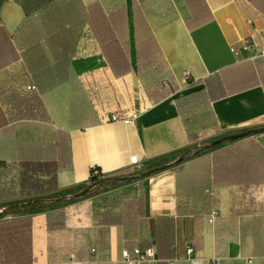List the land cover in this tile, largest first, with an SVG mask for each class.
Segmentation results:
<instances>
[{
  "label": "crops",
  "instance_id": "crops-1",
  "mask_svg": "<svg viewBox=\"0 0 264 264\" xmlns=\"http://www.w3.org/2000/svg\"><path fill=\"white\" fill-rule=\"evenodd\" d=\"M46 1L0 0V161L7 168L0 187L10 188L21 175L30 180L28 196L0 202L76 190L89 179L92 167L103 175L130 171L134 155L142 170L199 147L202 131L187 124L176 101L206 90L205 80L216 74L224 81L226 95L210 104L214 124L206 132L228 135L264 126V87L236 81L242 60L231 52L250 35L248 19L255 28L264 29V14L246 0H78L82 26H53L58 38L27 47L18 32L27 15L35 14ZM135 12L142 18L136 20ZM35 31L48 28L37 25ZM156 45L173 93L165 84L167 78L139 71V64L155 63ZM185 72L192 74L190 82ZM160 80L165 86H156ZM29 86L36 90L28 91ZM115 113L137 118L133 124L113 122L110 116ZM195 132L198 139L192 141L189 135ZM186 165L168 167L121 187L142 182L136 196L146 199L150 242L156 247L154 219H175L174 256L155 264H167L176 256V264H187L189 246L197 256L219 258L221 264H246L247 259L264 264V184L248 191L254 201L245 200L242 206L250 212L223 232L218 222H208L211 212L197 220L195 216L205 210L203 202L178 194L176 174ZM211 190L213 196L207 197L215 200L213 210L221 224L232 215L233 197L239 190ZM112 191L68 204L63 230L48 232L47 213L30 214L33 264H65L71 253L87 259L85 264H119L122 250L128 249L121 228L111 227L108 249L99 251L93 245L94 199ZM23 216L5 215L0 220ZM138 245L135 241L133 247ZM92 248L97 249L95 254H90Z\"/></svg>",
  "mask_w": 264,
  "mask_h": 264
},
{
  "label": "trees",
  "instance_id": "trees-1",
  "mask_svg": "<svg viewBox=\"0 0 264 264\" xmlns=\"http://www.w3.org/2000/svg\"><path fill=\"white\" fill-rule=\"evenodd\" d=\"M246 1L256 11L264 14V0ZM79 8L78 0H75V3L74 0H47L45 6L37 8L35 14L29 13L27 15V19L18 32L24 39V45L31 47L36 43L40 44L41 40L50 44L52 40L60 36L59 32L51 31L53 26H82L83 13L79 11ZM141 18L139 12H135V19ZM108 21L110 23L109 18ZM144 23L148 27L147 23ZM37 25L43 26L44 29L47 27L48 31L36 32L35 27ZM144 52L146 54V49ZM138 53L141 56L142 50H138ZM155 57L154 64H139V71L141 73L142 70L152 71L151 73L160 79L162 77L167 78V87L173 93L171 76L168 74L166 65L162 62V56L157 45ZM238 67H240L241 73L240 77L235 78L236 81L250 85L249 87L260 84L264 87V60H242V64ZM204 83H206V90L177 99L176 103L181 116L187 118L192 116V113L198 112L196 114L198 115L201 112L204 121L206 119L204 115L210 110V104L226 95L224 81L220 79L218 74L215 75V78L205 80ZM156 86L163 87L165 85L160 80ZM208 119L212 120L213 118L210 115ZM189 137L192 141H196L198 139L197 132L191 133ZM213 141H210L205 147L186 150L179 158L154 162L147 166L148 168L146 167L143 172L131 173L127 170L114 175H103L100 170L98 174L91 170L89 179L83 185L78 186L76 190H67L33 200L8 203L5 210L0 213V218L15 212L23 213L26 216L0 220V264H33L32 218L30 214L45 212L47 213L48 232L63 230L66 228L65 207L75 200L91 198L100 190L114 191L107 194L105 198L94 199L96 230V238L93 241L94 247L99 251L108 249L110 229L114 226L121 228L122 238L127 239L126 245L129 250L134 248L135 241L139 243L141 248L146 247L151 243L146 216V199L144 196H136V190L142 189L143 184L140 182L128 188H117L125 183L141 181L142 174L153 169L182 164L199 156L203 150H211L213 153L192 161L176 174L177 192L179 195H186V198L192 199L193 202H203L205 210L195 216L198 221H201L205 217L204 213L206 211L210 213L216 203L214 199L205 195L206 190L236 187L242 196L233 197L232 215L226 222L221 220V224H219L220 220L218 221L219 217L216 221L219 231H229L239 217L250 212V210L243 209L242 206L245 200L249 204L254 201L248 191L254 186L264 184V145L251 137L238 140L239 142L235 141L236 143L233 142L234 144L225 148L223 146L226 142L213 146ZM5 169H7L5 163L0 161V181H4V178L7 177ZM29 184L28 177L19 176L17 183H12L10 188L0 187V200L28 196L25 189ZM87 189L89 191L85 196L75 198V194ZM41 193L45 194L46 192ZM177 208L178 213L183 211L181 205ZM153 232L159 260L164 261L172 258L174 256L175 219H154ZM226 238L228 239L229 236Z\"/></svg>",
  "mask_w": 264,
  "mask_h": 264
},
{
  "label": "built area",
  "instance_id": "built-area-1",
  "mask_svg": "<svg viewBox=\"0 0 264 264\" xmlns=\"http://www.w3.org/2000/svg\"><path fill=\"white\" fill-rule=\"evenodd\" d=\"M247 25L252 28L250 35L242 40L238 45L231 47L232 54L238 60H264V29L255 28L254 21L252 19L247 20ZM184 78L187 82H190L192 79V74L189 72H185ZM165 84L167 82L165 81ZM28 91L36 90L34 86L27 87ZM113 122L121 121L125 124H133L137 118L136 114H133L131 117H123L120 114H112L110 116ZM203 131L200 132L199 138H208L210 134L205 132L203 136ZM130 171L132 173H136L140 171V159L138 156L134 155L130 157ZM91 170H94L95 174L99 173V170L95 167H92ZM205 194L209 197L213 196V191L206 190ZM219 217V213L216 210H212L208 216V222L210 224H215L217 218ZM96 249L92 248L90 250V254H95ZM179 261V258L176 256L175 258L168 260L167 264H176ZM184 261L187 264H221V260L219 258H211L206 260L196 255L195 249L192 246H189L185 250ZM159 262L157 257V247L155 243H151L150 245L141 248L139 245L135 246L132 250L124 249L122 250V257L119 264H155ZM252 259H247L245 261L246 264H252ZM87 263V259L79 260L77 258L76 253H71L68 256V260L65 264H85Z\"/></svg>",
  "mask_w": 264,
  "mask_h": 264
},
{
  "label": "rangeland",
  "instance_id": "rangeland-1",
  "mask_svg": "<svg viewBox=\"0 0 264 264\" xmlns=\"http://www.w3.org/2000/svg\"><path fill=\"white\" fill-rule=\"evenodd\" d=\"M248 4V3H247ZM250 6V5H249ZM250 7H252V6H250ZM196 114L197 113H192V116H188L187 118H188V121H187V124L191 127V128H193V129H198V131H203V136L205 135V132H206V129L207 128H209V127H212L213 126V120H209L208 119V116H210V113H206L204 116H206V119L203 121L202 120V118L203 117H201V116H199V115H197L196 116ZM264 127V126H263ZM251 129H255V128H251ZM240 132H242V131H238V132H232V133H230V134H228V135H233V134H236V133H240ZM215 134V133H214ZM211 135V136H209L208 138H203V139H200L199 138V140H198V146L199 147H205V146H207L209 143H210V141H212V140H215V139H218V138H222V137H224V136H228V135ZM251 138H254L255 140H257L258 142H263L264 143V132L263 133H259V134H256V135H252V136H250ZM237 142H239V141H237ZM234 143H236V142H234ZM233 142H226L225 144H224V146H223V148H225V147H227V146H230V145H232V144H234ZM213 152L211 151V150H203L201 153H200V155L199 156H197V157H194V158H192L191 160H187V161H185V162H183L182 164H176V165H174V167H176V168H178V167H182V166H185L186 164H190L192 161H194V160H197V159H199L200 157H204V156H207V155H210V154H212ZM180 157V156H179ZM187 166V165H186ZM148 168V167H147ZM145 169H142V170H140L139 172H143ZM132 173V172H131ZM142 179H144V178H142ZM135 182H137V181H133V182H129V183H125V184H123V185H121V186H119L118 188H121V187H124V186H129V185H131L132 183H135ZM99 192H106L105 190H100ZM236 194V196H242V194H240L239 192H236L235 193ZM12 202H15V201H12ZM245 202V201H244ZM243 202V203H244ZM8 203H10V202H7V201H3V202H0V211H4L5 210V208H6V206H7V204ZM21 215V214H23V213H20V212H15V213H9V214H7V215Z\"/></svg>",
  "mask_w": 264,
  "mask_h": 264
},
{
  "label": "water",
  "instance_id": "water-1",
  "mask_svg": "<svg viewBox=\"0 0 264 264\" xmlns=\"http://www.w3.org/2000/svg\"><path fill=\"white\" fill-rule=\"evenodd\" d=\"M263 132H264V127L251 129V130H246V131H243V132H240V133H236V134H233V135L224 136V137H222V138H220L218 140H214L212 142V145L213 146L220 145V144H222L224 142H235V141H238V140H241V139H246V138H248V137H250L252 135H256V134L263 133ZM167 168H168L167 166H163V167H160V168L153 169V170H151L149 172H145V173L142 174V178L149 177V176L154 175V174H156V173H158L160 171H163V170H165ZM88 191H89V189L75 194V198H80V197L85 196L88 193Z\"/></svg>",
  "mask_w": 264,
  "mask_h": 264
}]
</instances>
